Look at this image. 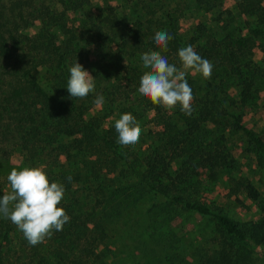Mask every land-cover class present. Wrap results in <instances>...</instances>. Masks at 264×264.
<instances>
[{
	"label": "trees",
	"instance_id": "1",
	"mask_svg": "<svg viewBox=\"0 0 264 264\" xmlns=\"http://www.w3.org/2000/svg\"><path fill=\"white\" fill-rule=\"evenodd\" d=\"M230 1L240 23L234 36L226 28L233 16L222 7L224 0H104L97 11L89 0H13L8 10L0 8V141L11 142L29 165L44 166L50 183L64 186L59 206L70 217L61 231L53 230L33 246L1 214L0 264H103L111 252L108 226L120 213V201L143 195L214 220L219 237L187 264L247 263L246 245L264 243V199L256 219L241 221L212 211L192 195L200 172L239 171L235 147H227L221 135L223 141L203 140L200 130L212 118L228 134L240 136L264 173V134L230 106L247 103L255 92L247 60L253 46L264 54V0ZM198 12L215 13L213 24L224 21L221 31L200 20L182 28L181 20ZM31 21L39 24L27 34L23 30ZM158 31L173 37L166 51L154 42ZM188 45L213 65L200 96L186 76L193 95L191 116L179 104L166 109L138 92L148 71L143 53L160 52L179 68L178 51ZM75 60L87 64L95 79V90L84 98H72L66 88ZM98 95L104 97L102 107L94 103ZM124 113L137 123L145 121L146 145L140 154L118 143L115 121ZM238 185L250 200L258 198L248 179ZM5 193L0 183V197Z\"/></svg>",
	"mask_w": 264,
	"mask_h": 264
},
{
	"label": "rangeland",
	"instance_id": "2",
	"mask_svg": "<svg viewBox=\"0 0 264 264\" xmlns=\"http://www.w3.org/2000/svg\"><path fill=\"white\" fill-rule=\"evenodd\" d=\"M43 1L49 3L59 0ZM107 1L110 4L116 3V0ZM11 2L13 0H0V8L4 7L8 10ZM103 5L104 0H89L92 11H97L98 7ZM222 7L230 9L231 14L228 16H233L231 26L226 28L232 31L233 36L237 35L240 23L232 2L224 0ZM213 17H215L213 12H198L196 16L182 19L181 26L184 28L185 24L193 25L200 20L206 22L208 29L211 27L214 31L220 32L224 21L216 26L211 19ZM30 23L23 32L33 33L39 21ZM247 62L249 70L254 76L253 88H255V92L252 93V97L247 103L241 105L236 102L230 106L235 112L242 113L244 123L248 124L251 129L264 134V54L256 46H253ZM82 66L84 70L88 71L87 64H82ZM188 75L194 82L196 95L200 96L203 93L204 78L201 74L193 76L191 71L188 72ZM227 83L230 85L229 93L234 95L235 90L231 87L232 81L229 79ZM217 120L218 118L208 120L202 126L200 134L203 135V140L207 136L206 142L216 139L223 141L220 139L221 135L227 147H235L233 154L240 163L239 171L228 173L217 170L212 176H208L206 172H200L198 189L192 193L193 198L206 204L212 211L223 213L233 219L254 220L258 217V204L264 199V173L255 166L252 155L245 151L240 136L228 134V130H224L221 122ZM141 122L140 120L138 123L141 128L139 142L134 147H128L135 154L136 152L142 153L146 145L144 134L146 126L143 125L145 121L143 124ZM215 147L218 148V146ZM45 164L43 162V165ZM34 166L25 161L21 151L11 142L0 141V183L6 192L11 190L7 177L13 168L21 170L23 167ZM242 178L248 179L256 187L259 192L256 200H250L240 190L238 180ZM120 202V213L113 216L108 226L107 247L111 252L103 264H187L193 261L197 252L213 246L214 241L219 237L211 217L199 215L191 210L175 208L161 197L143 195L134 202L126 199ZM18 234L23 235L21 230L18 231ZM13 241L14 248H16L19 238L16 237ZM246 246L250 250V259L246 264H264V243ZM12 258L18 261L19 254L13 252Z\"/></svg>",
	"mask_w": 264,
	"mask_h": 264
},
{
	"label": "clouds",
	"instance_id": "3",
	"mask_svg": "<svg viewBox=\"0 0 264 264\" xmlns=\"http://www.w3.org/2000/svg\"><path fill=\"white\" fill-rule=\"evenodd\" d=\"M172 38L168 32L158 31L154 42L166 51ZM178 57L182 65L179 68L169 64L160 52L143 53L142 66L148 71L140 78L138 92L153 104L166 109H173L179 104L181 111L191 116L193 95L186 76L191 71L193 76L201 74L205 80L210 79L213 65L191 45L179 49ZM69 72L66 88L72 98H84L95 90V79L76 60ZM94 103L102 107L103 95H98ZM115 130L122 147L131 148L139 142L141 128L131 113H124L115 121ZM68 179L71 180V177ZM7 180L11 190L0 197V214L22 231L30 245L44 242L46 237H51L53 230L61 231L70 221L65 210L59 206L65 188L58 182H49L44 166L23 167L21 170L13 168Z\"/></svg>",
	"mask_w": 264,
	"mask_h": 264
}]
</instances>
